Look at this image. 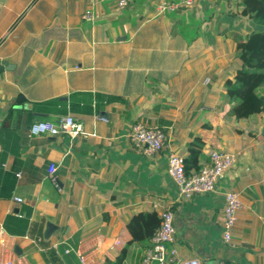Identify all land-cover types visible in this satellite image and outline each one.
<instances>
[{
	"label": "crops",
	"instance_id": "0c3cea01",
	"mask_svg": "<svg viewBox=\"0 0 264 264\" xmlns=\"http://www.w3.org/2000/svg\"><path fill=\"white\" fill-rule=\"evenodd\" d=\"M161 1L0 0V61L10 64L0 73V264H143L152 243L135 242L129 220L166 209L167 249L182 259L264 264V113L237 119L223 88L241 67L225 33L260 27L234 14L240 0L159 13ZM21 96L24 125L10 118ZM66 115L77 135L29 136ZM136 123L164 130L165 148L144 155L129 139ZM193 138L204 141L202 168L212 151L237 161L213 192L184 199L168 156L185 157ZM226 191L244 203L231 245ZM48 223L57 230L46 238Z\"/></svg>",
	"mask_w": 264,
	"mask_h": 264
},
{
	"label": "built area",
	"instance_id": "2783aa9c",
	"mask_svg": "<svg viewBox=\"0 0 264 264\" xmlns=\"http://www.w3.org/2000/svg\"><path fill=\"white\" fill-rule=\"evenodd\" d=\"M118 10H125L130 0H112ZM199 0H163L157 6L159 13L192 8ZM85 20H91L93 14L86 11ZM82 131L81 123L71 115L63 116L57 123L35 122L29 127V136L58 135L60 133L75 136ZM129 139L144 155L151 156L165 148L167 136L164 130L154 127L147 128L140 123L132 126ZM237 157L234 153L212 151L210 163L199 172L190 176L185 174L184 158L176 153L168 156V173L175 181L181 198L191 199L195 195L213 192L218 182L234 167ZM50 175L54 183L55 167L50 166ZM17 202L21 199L16 198ZM244 209L240 194L234 191L225 192V207L223 220V242L232 244V234L238 218V212ZM161 225L151 238V247L146 252L143 264H201L200 260L182 259L175 249L168 250L167 245L175 240L174 215L166 209L160 213ZM1 264H13V261ZM219 264H225L220 262Z\"/></svg>",
	"mask_w": 264,
	"mask_h": 264
},
{
	"label": "trees",
	"instance_id": "16d2710c",
	"mask_svg": "<svg viewBox=\"0 0 264 264\" xmlns=\"http://www.w3.org/2000/svg\"><path fill=\"white\" fill-rule=\"evenodd\" d=\"M248 18L260 30L243 37L237 32L227 31L226 36L235 44L241 67L231 80L225 79L224 92L233 102L231 112L237 119H249L264 113V0H240L234 13ZM204 141L193 138L184 158L185 174L190 176L202 169L199 157ZM22 225L27 224L20 221ZM161 225L156 211L138 212L128 223V230L135 242H148ZM147 243H144L145 245ZM151 246V245H150Z\"/></svg>",
	"mask_w": 264,
	"mask_h": 264
},
{
	"label": "water",
	"instance_id": "95a60500",
	"mask_svg": "<svg viewBox=\"0 0 264 264\" xmlns=\"http://www.w3.org/2000/svg\"><path fill=\"white\" fill-rule=\"evenodd\" d=\"M10 69V64L7 62H2L0 61V73L3 72L4 70ZM23 96H21L18 99L19 104L13 105L12 107V113L10 118L12 117V119H14L16 117L17 119V123L20 124V121H22V125L25 124L26 121V116L25 113H23L22 109H27L28 105H21L22 104V99ZM263 134H264V129H263ZM57 230V227L52 224V223H48L47 227H46V232H45V237L49 238L50 236L53 235V233Z\"/></svg>",
	"mask_w": 264,
	"mask_h": 264
}]
</instances>
